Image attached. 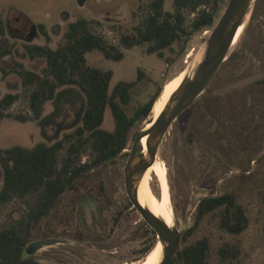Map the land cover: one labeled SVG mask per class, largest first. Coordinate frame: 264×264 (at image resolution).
Wrapping results in <instances>:
<instances>
[{"label":"rangeland","instance_id":"rangeland-1","mask_svg":"<svg viewBox=\"0 0 264 264\" xmlns=\"http://www.w3.org/2000/svg\"><path fill=\"white\" fill-rule=\"evenodd\" d=\"M6 1L35 19L50 12V22L56 20L61 11H67L73 21L78 18L95 21L91 30L123 52V58L117 61L107 59L97 49L85 54L87 64L113 70L109 88L119 80L137 79L138 69L142 72L126 106L131 114L162 88L172 74L184 70L185 79L192 76L229 0H220L222 3L215 8L211 25L195 31H191L190 23L197 12L204 8L212 11L214 3L199 0L197 8L184 7L185 27L189 33L174 44L173 50H165L162 57L147 53L148 43L131 48L120 44L122 34H131L134 27L142 23L152 9L153 0H88L90 12L80 10L75 0ZM121 4L123 7L117 8ZM163 9L173 11V0H164ZM66 27L65 23L63 33ZM255 38H264V0L251 3L242 32L217 73L196 101L171 123L155 156L166 168L173 210L172 228L184 233L191 227L198 201L204 196L234 192L243 206L248 223L239 234L220 229L217 217L208 215L188 235L186 243L203 236L209 238V264H264V77L244 86L232 85L250 74H264V41H255ZM55 43L52 41L53 47ZM15 85L12 93H18L19 98L0 118V149L15 144L31 147L38 142L50 143L80 123L86 97L79 86L67 84L57 88L55 96L45 102L39 119L20 121L16 115L30 116L28 93L32 87L22 88L18 76ZM3 86L0 82L2 90ZM150 117L151 112L131 127L122 152L85 171L71 189L62 193L34 227L29 242L48 237H66L67 241L44 246L33 257L46 264H100L105 260L134 264L143 259L158 238L127 196L124 167L136 132ZM102 127L109 130L114 127L109 108ZM91 157L90 150L86 149L81 161H89ZM155 175H151V188L159 195L160 181ZM1 181L0 169V184ZM84 195L89 197L88 201L80 203ZM29 199L13 198L0 205V228L20 217ZM85 214L89 215V222ZM225 243L235 254L222 260L217 249ZM183 244L181 241L180 246ZM110 248L114 253L107 251ZM22 257L28 255L24 252ZM170 264L181 263L171 261Z\"/></svg>","mask_w":264,"mask_h":264},{"label":"trees","instance_id":"trees-1","mask_svg":"<svg viewBox=\"0 0 264 264\" xmlns=\"http://www.w3.org/2000/svg\"><path fill=\"white\" fill-rule=\"evenodd\" d=\"M164 0H153L151 11L142 23L134 27L131 34H122L120 44L125 48L148 43L147 53L159 57L165 50H173L174 44L189 32L185 27L183 8H197L199 0H173V11L163 9ZM214 9L199 10L190 23L191 31L209 26L214 21V10L219 0H212ZM93 20L78 18L70 22L63 41L56 47L41 51L46 58V66L41 73L20 71L23 85L32 87L28 93L30 116L16 115L20 121L39 119L46 101L55 96L57 88L75 84L86 97L85 108L80 123L53 142H38L31 147L18 144L0 149V205L13 198L27 200L22 215L7 226L0 228V264H17L23 256L36 225L53 208L62 193L72 188L75 180L85 171L99 163L113 159L126 148L131 127L151 112L152 105L161 87L143 104L127 111L132 88L142 75L138 69L137 79L119 80L110 89L112 69H102L86 62L85 54L99 50L107 59L121 60L123 52L117 45L109 43L103 36L91 30ZM27 87V88H28ZM19 98L18 93H7L0 98V118ZM109 108L114 120L112 130L102 127L106 109ZM89 149L92 157L81 161V154ZM208 215L217 217L218 227L228 233L239 234L248 223L245 210L237 201L234 192L208 195L199 199L195 221L182 235V242L172 258V263L209 264V238L203 236L186 243L187 237ZM222 260L234 255L228 244L218 247Z\"/></svg>","mask_w":264,"mask_h":264},{"label":"water","instance_id":"water-1","mask_svg":"<svg viewBox=\"0 0 264 264\" xmlns=\"http://www.w3.org/2000/svg\"><path fill=\"white\" fill-rule=\"evenodd\" d=\"M251 1L252 0L228 1L223 14L210 33L205 52L198 62L192 76L182 80L179 87L169 97L164 108L154 121L151 117L148 119L147 122H151V125L145 127V122L136 132L133 144L129 150V155L124 167L126 192L132 205L135 206L145 221L152 227L156 233V237L162 243V259L158 264L171 263L173 256L180 247L183 233L176 228H170L165 222L151 213L148 208L139 203L137 198V183L148 166L154 161L159 144L171 123L182 111L196 101L217 73L221 63L227 56L239 26L243 23ZM221 3L222 2L219 0L218 4L221 5ZM261 77H263V73L256 72L234 82L232 85L242 86L258 80ZM144 134H148L145 153H143L141 144V138ZM61 241L62 239L54 237L30 241L24 249L28 257H22L17 264H46L32 255L44 246H49Z\"/></svg>","mask_w":264,"mask_h":264},{"label":"flooded vegetation","instance_id":"flooded-vegetation-1","mask_svg":"<svg viewBox=\"0 0 264 264\" xmlns=\"http://www.w3.org/2000/svg\"><path fill=\"white\" fill-rule=\"evenodd\" d=\"M253 1L254 0H252L251 3ZM75 2L80 10L87 9V11L90 12L88 0H75ZM256 3V6H258L259 3ZM123 5L124 4H121L117 8H121ZM106 11H100L99 13ZM50 16L51 13L46 12L45 15H41L35 19L32 14L22 11L17 6L7 4L6 0H0V82L4 85V90L0 87V98L7 93H12V90L16 87V76L20 78V71L27 70L36 73H41L43 71L46 66V58L39 54V48H41V51L47 47L56 48L62 41L64 24L66 23L68 25L70 22H73L72 16L67 11H61L56 20L49 22ZM52 41H56L55 47H53ZM255 41H264V38H255ZM20 86L22 88L28 87L23 85L21 78ZM88 198V196H82L80 198V203L87 202ZM92 208L96 211V206L93 202ZM93 217H97V214H93ZM84 218L89 222L90 218L88 214H85ZM145 223L152 229L146 221ZM59 239H62L63 242L67 241L66 237ZM106 242H108V240ZM107 251L109 253H114V250L111 248L107 249ZM100 264L115 263L105 260L104 262H100Z\"/></svg>","mask_w":264,"mask_h":264},{"label":"bare ground","instance_id":"bare-ground-1","mask_svg":"<svg viewBox=\"0 0 264 264\" xmlns=\"http://www.w3.org/2000/svg\"><path fill=\"white\" fill-rule=\"evenodd\" d=\"M243 29V23L239 26L234 41L236 42ZM173 75V74H172ZM168 77L163 83L161 91L157 99L154 101L151 109V119L153 121L164 108L169 97L179 87L182 82L185 71L176 72L173 76ZM151 125V122H146L145 127ZM148 134H144L141 138L143 153L146 151ZM155 173L160 181V194L156 195L151 188V175ZM155 175V176H156ZM137 198L139 203L148 208L157 218L165 222L170 228L173 225V210L169 197V190L167 185L166 168L159 163L155 158L148 166L143 176L137 183ZM162 259V243L157 239L153 247L145 254L143 259L134 264H158Z\"/></svg>","mask_w":264,"mask_h":264},{"label":"crops","instance_id":"crops-1","mask_svg":"<svg viewBox=\"0 0 264 264\" xmlns=\"http://www.w3.org/2000/svg\"><path fill=\"white\" fill-rule=\"evenodd\" d=\"M44 109V108H43ZM1 185V184H0Z\"/></svg>","mask_w":264,"mask_h":264}]
</instances>
